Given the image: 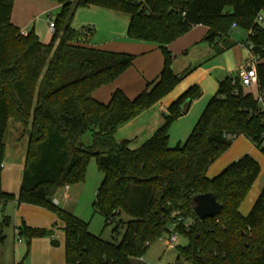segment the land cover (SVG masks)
Masks as SVG:
<instances>
[{"label": "trees", "instance_id": "obj_1", "mask_svg": "<svg viewBox=\"0 0 264 264\" xmlns=\"http://www.w3.org/2000/svg\"><path fill=\"white\" fill-rule=\"evenodd\" d=\"M60 6L52 42L43 44L33 33L12 25L14 0H0V203L14 200L2 189L4 135L14 119L28 134V147L18 204L42 208L64 225L65 264H128L142 259L148 247L180 234L188 244L177 246L178 261L189 264H264V186L246 216L240 207L261 173L250 155L231 163L216 177L209 168L234 140L244 137L264 144V28L257 21L264 0H48ZM78 7H96L129 17L127 38L157 46L163 67L156 79L133 99L117 89L107 103L93 94L114 83L133 66L135 56L83 46L92 29L71 27ZM208 28L205 41L217 55L233 48L231 27L248 33L246 46L258 57V90L246 92L240 77L219 82L193 131L183 144L169 146V128L183 116L181 106L197 101L195 85L173 102L162 126L144 144L117 142V129L157 105L189 73L177 75L168 47L194 26ZM58 41L57 45L54 42ZM89 135L90 140L83 139ZM264 152V147L262 148ZM95 158L103 180L92 204L105 225L122 214L124 233L105 242L88 232V224L54 203L55 193L85 181ZM212 194L221 205L214 218L199 220L194 198ZM28 246L32 239L51 237L24 223L18 230ZM4 236L0 231V243ZM53 247L58 246L51 240ZM23 264V263H20Z\"/></svg>", "mask_w": 264, "mask_h": 264}, {"label": "rangeland", "instance_id": "obj_2", "mask_svg": "<svg viewBox=\"0 0 264 264\" xmlns=\"http://www.w3.org/2000/svg\"><path fill=\"white\" fill-rule=\"evenodd\" d=\"M44 2H46V8H42L38 11H31L30 13L25 12L24 18L25 22L28 23L27 25H29L28 32H33L42 43L50 44L52 42L53 32L49 28V22L52 21L55 23L59 14V8L56 7L57 5L54 2L48 0ZM261 18L262 20L259 23L264 28V13L261 14ZM128 23L129 17L124 14L96 7H78L71 24V27L76 31H82L84 28L93 30L88 33V42L85 43L86 45H90V47L106 51L112 48H118V46H115L116 44L127 45L125 49H120L119 51L135 56V61L133 66L125 71L116 81V84H121L122 88L125 89L135 88L136 83H141L142 76H144L142 68H146L144 67L145 62L143 61L146 59H143L144 56L140 55V48L135 47L136 43H140L127 38ZM228 35L231 40L238 43L237 46L235 45L232 48L234 52L237 51L239 54H241L242 50H244V53L248 52V50L242 46V44L248 40V33L245 30L239 27H231ZM57 43L58 41H55L54 45L56 46ZM132 44L134 45L132 46ZM211 51L214 52L213 55H216L214 44L208 42L202 45H193L191 51L177 54L178 56L170 50L173 56L171 68L173 70V68H193L195 65H201L210 57L209 54ZM151 54L154 56L153 58H156V56H161V58H163V53L160 48L145 56H151ZM245 91L256 93L255 89ZM108 101L109 99L107 102ZM201 113L202 110L200 112L196 107L189 114L188 119L179 118L172 123L169 128L170 147H176L179 143H183L186 140L193 131ZM163 115H166V108L157 105L149 113L146 119V125L149 124V127H151L154 121L158 119L163 121ZM121 127L117 129L118 132L115 134L117 142H121L128 138L134 140L136 145L142 144L147 139L146 137L151 129L140 130L139 128V136H130L132 133H129L127 130L121 131L123 130ZM28 139V134L24 133L23 127L14 119H10L4 135L5 154L2 169V188L8 193L13 194L14 200L8 202L6 205L0 203V231H2L4 236V242L0 243V264H64L63 244L65 234L61 228L62 224L60 222H58L57 227L52 224L55 218L54 214L49 211H44L43 214H40L33 211L35 208L28 209L27 212L19 213L17 209L18 193L26 160ZM89 140V135L83 139L85 143H88ZM248 142L252 147V153L248 155L254 158L262 169L258 184H263L264 152L262 148L264 144L261 148H258L251 141L248 140ZM228 150L219 157L218 160L222 159L216 168L226 162L228 158H231ZM102 180L103 174L98 169L96 159L91 158L87 165L85 181L82 184L71 186L72 191L76 192L75 195L72 196L70 200H64V190L62 188L55 194L54 201H60V205H58L60 209L74 214L83 222L87 223L89 233L99 236L105 242H112L114 237H116L117 241H120L124 233L122 223L129 221V217L125 214L120 216L117 222L121 223V227H119L118 234H116L114 232L116 223L106 226L104 218L98 213L95 214L93 211L92 204ZM24 219L28 227L37 230L52 231L53 234L55 233L58 235L60 248L53 249L50 241L51 237L49 236L32 239V244L30 243L28 246L25 234L23 233L20 237L22 242L19 243L18 230L23 226ZM168 238L169 237L166 236L152 243L148 247L142 260L147 264H189L178 261V251L175 248H168V244L166 243ZM187 244V239L179 234L177 236V246L185 247Z\"/></svg>", "mask_w": 264, "mask_h": 264}, {"label": "crops", "instance_id": "obj_3", "mask_svg": "<svg viewBox=\"0 0 264 264\" xmlns=\"http://www.w3.org/2000/svg\"><path fill=\"white\" fill-rule=\"evenodd\" d=\"M44 1H46V0H14L13 11L11 14L12 25L17 27L21 31V33H23V34L29 33L28 32L29 25H27L28 23L25 22L24 13L25 12L30 13L31 11H36V10L38 11V10H41L42 8L43 9L46 8V5H45L46 2H44ZM56 7L60 8L59 5H57ZM207 32H208V28L205 26H202V25L194 26L183 37H181L180 39H178L177 41L172 43L168 47V49L171 50L173 53H175L176 56H178L177 54L189 52L192 50L193 45H196V44L202 45L204 43H207L205 41V37L207 35ZM231 41L234 42L233 40H231ZM87 42H88V39L86 40L85 43H87ZM139 43L140 44L136 43L135 47L140 48L139 49L140 55L144 56L143 59H146V60H143L145 62L144 67H146V68H142V73L144 75V76H142V82L136 83L135 88L133 87L131 89L130 88L125 89V88H122L121 84L120 85L116 84V81L121 77L120 76L114 83L101 87L100 89H98L93 94L94 98L97 101H99L101 103L107 102V100L110 99L111 94L114 91H116L117 89L122 90L128 98L133 99L134 97H136L139 93H141L145 89L148 82H151L152 80L157 78V76L159 75V73L161 72L162 67H163V58H161V56L160 57L156 56V58H153L154 56L152 54H151V56L150 55L145 56V55L149 54L150 52H152L154 50H159V48L157 46L149 44V43H144V42H139ZM245 43H243L242 46L244 48H246L248 50V52L244 53V50H242L241 54H239V52L238 53H237V51L234 52L233 49L231 48L232 50L229 49L220 55H217L216 52H215L216 55H213L214 52L211 51L209 54L210 57L201 65H195V67H193V68L192 67H190V68H173V72L177 75L183 74L184 72H187V71L189 73L175 87V89L171 93H169L166 97H164L157 105L163 106L164 108H166V113H167L168 107L173 102H175L178 98H180L190 87L197 85L202 90L201 98L197 101L192 102L188 108L187 113L180 118L181 119H188L189 114L196 107H197V109L200 110V112L202 110V113H203V111H204L205 107L207 106V104L209 103V101L216 95L219 82L223 81L225 78H227L229 76L230 77L238 76L241 67L247 65L251 61L252 54H251L250 50L247 48ZM43 44H48V43H43ZM133 45L134 44H132V46ZM237 45H238V43H236V46ZM239 45H241V44H239ZM83 46L88 47V48H93V47H90V45H86V44H84ZM115 46H118V48H112V49L106 50V51L115 52V53H124L123 51L120 52L119 50L125 49V47L127 45H117L116 44ZM94 49H97V48H94ZM147 57H148V60H147ZM145 74H147V75H145ZM157 105H155L154 107H156ZM153 108L146 111L145 113H143L139 117L135 118L134 120L130 121L129 123L123 125L121 127V129H123V130H121V131L127 130L129 133H132V135H130V136H139L140 130H144V129L149 130L151 128L150 133L146 137L147 139L142 143V144H144L148 139H150L152 137V135L163 124V121L161 119H158L157 121H154L152 123L151 127H149V124L146 125L147 124L146 119H147L149 113L151 112V110ZM185 116H187V117H185ZM140 125H141V127H140ZM139 128H140V130H139ZM187 138H186V140H187ZM125 140L132 141V144H131L132 149H136L142 145V144L136 145L135 141L132 139L127 138ZM183 143H179V144H183ZM171 148H174V147H171ZM251 148L252 147L246 138H244V137L236 138L234 140L232 146L228 150L231 158H228V160L226 162H224L221 166L216 168V166L218 165V163L221 161L222 158L220 160H218L215 164H213L209 168V170L207 172V176L210 179L216 177L223 169H225L231 163L235 162L241 156L251 154L252 153ZM234 150H235V152H234ZM230 151L232 152V154ZM261 173H262V169H261ZM261 173H260L259 178L261 177ZM258 179L254 183V185L252 186L247 198L245 199V201L242 203V205L240 207L239 211L243 216H246L249 213V211L251 210L254 202L256 201L258 195L260 194V192L264 186V183L258 184ZM63 190H64L63 199L66 201L70 200L72 198V196H74L76 193L75 191H72L71 186H67V187L63 188ZM3 191H5V190H3ZM5 192H7V191H5ZM56 201H57V205H60V201H58V200H56ZM29 207H32V208H29ZM33 208H35L33 211L40 213V214H43L44 211H47V210H44V209L38 208V207L28 206L25 204H18V202H17V209H18L19 213L27 212L28 209H33ZM29 211H31V210H29ZM52 222H53L52 224L55 227L58 226L59 221L57 220L56 217L53 219ZM23 223L26 224V226H27L25 219L23 220ZM61 228L62 229L64 228L63 224H62ZM52 239L56 240L58 242L59 237H58V235H56L54 233L51 236V240ZM31 244H32V241H31ZM58 248H60V243H58L57 247H53V249H58ZM63 250H64V256H63L64 257V264H65V236H64Z\"/></svg>", "mask_w": 264, "mask_h": 264}, {"label": "built area", "instance_id": "obj_4", "mask_svg": "<svg viewBox=\"0 0 264 264\" xmlns=\"http://www.w3.org/2000/svg\"><path fill=\"white\" fill-rule=\"evenodd\" d=\"M136 1L143 2V0H136ZM261 20H262L261 16H258L257 21L260 22ZM49 28L54 33L55 25L52 21L49 22ZM83 34L87 35L88 33L86 30H84ZM258 63H259L258 57L252 55L251 61L247 65L242 66L240 69L239 77H240L242 87L245 90H249V89L258 90V88H259V86H258V74H257ZM258 100L260 103L264 102V96L261 95L260 93L258 96ZM54 203L57 205L56 200L54 201ZM18 241H19V243L22 242V239L20 238L19 233H18ZM166 243L168 244L169 249L176 248L177 247V235L172 234L171 236H169Z\"/></svg>", "mask_w": 264, "mask_h": 264}, {"label": "water", "instance_id": "obj_5", "mask_svg": "<svg viewBox=\"0 0 264 264\" xmlns=\"http://www.w3.org/2000/svg\"><path fill=\"white\" fill-rule=\"evenodd\" d=\"M190 102L187 101L181 106V112L185 115L190 106ZM55 194V190H52L50 196ZM222 210L221 205L216 201V198L212 194L200 195L194 198V213L196 217L203 221L216 217ZM128 264H147L142 259H129Z\"/></svg>", "mask_w": 264, "mask_h": 264}]
</instances>
